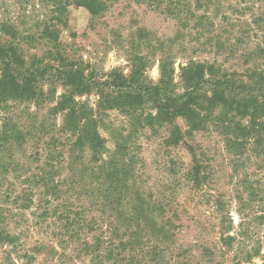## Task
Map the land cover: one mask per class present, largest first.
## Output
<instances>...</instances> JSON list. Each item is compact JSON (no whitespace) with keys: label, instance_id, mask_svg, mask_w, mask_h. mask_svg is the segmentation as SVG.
Here are the masks:
<instances>
[{"label":"rangeland","instance_id":"1","mask_svg":"<svg viewBox=\"0 0 264 264\" xmlns=\"http://www.w3.org/2000/svg\"><path fill=\"white\" fill-rule=\"evenodd\" d=\"M108 5L92 14L70 0H0V51L21 54L19 81L39 73L30 98L0 99V174L18 190L42 177L32 183L34 204L12 210L10 230L30 251L12 256L16 264H264V144L235 140L230 148L217 119L225 108L231 127L264 123L252 116L264 101V0ZM189 65L198 66L199 129L158 110L152 92L186 93ZM71 75L88 88L70 84ZM224 77L228 108L215 99ZM122 103L133 105L131 115ZM86 122L104 143L103 159L121 162L117 146L124 163L131 159L121 177L130 203L113 202L110 189L124 197L123 183L111 188L90 176L100 163L80 140ZM2 248L5 264L10 247Z\"/></svg>","mask_w":264,"mask_h":264},{"label":"trees","instance_id":"2","mask_svg":"<svg viewBox=\"0 0 264 264\" xmlns=\"http://www.w3.org/2000/svg\"><path fill=\"white\" fill-rule=\"evenodd\" d=\"M70 5H74L76 7H84L86 8L90 13H103L105 12L109 5L108 0H70ZM59 7L62 8L61 4ZM6 50L2 49L0 51V64L3 67L2 73L0 76V99L1 102H7L9 99H13V97H23V98H30L31 94L34 93V87L33 83L36 82L34 76L39 73H30L29 76H26L21 81L18 80L17 75L14 73V67L17 66V63H20L21 61V54H19V51L14 47H5ZM21 64V63H20ZM198 66L189 65L188 67H185L183 69V72L186 73L185 81L187 83V89L186 93H184L181 96H175L168 93L167 95H164L163 97H160L158 93L162 92L161 87H154L152 89V92L156 93V96H159V100H157L158 104V110L163 109L166 112H168L171 116H185L188 118L191 124L192 129H199L200 126L197 125V122L195 120L200 118V114L197 113L195 107V102L198 98L197 90L199 86V82L196 81L197 79H194L192 76L193 70L195 69V73H198ZM210 68H213L210 66ZM226 76V75H224ZM260 76V82L261 86H263L264 91V72L259 74ZM75 75H71L70 78L75 79ZM77 80L72 82L70 81V84H78V87L82 88V90L85 89V87L88 88V84H86L83 81V77H76ZM225 79L218 80L219 87L215 91L216 101L219 105L218 107H230L228 105V99H227V93L228 89L225 84L227 83L226 77ZM117 80V79H116ZM113 79V82L116 81ZM258 84H260L258 82ZM110 86V82L106 84V86ZM85 86V87H84ZM34 96V95H33ZM129 97V96H128ZM255 104V103H254ZM262 104V105H261ZM259 105L254 106L252 111V116L259 115L264 117V101ZM120 108L124 109L127 114L131 115L133 110L135 108L130 103H122L120 105ZM160 112V111H159ZM209 117V116H208ZM228 117V113L225 110V108H222L221 112L218 114V130L221 131L223 135H225L226 138L228 136L230 138L227 139L228 146H233V142H236L235 140L241 142L242 144L251 139L259 140V143L264 144V123L260 128H255V126L252 124L250 127H246L243 129L231 127L234 126L232 124L227 123L226 118ZM75 113L72 111L70 112V124L75 122ZM206 116H202V121H205ZM201 121V122H202ZM13 135L6 134L5 142H10L13 137ZM79 137L80 140L87 141V146L91 151V162L92 163H100V166L97 167L92 173L91 177H94L96 179V182L105 181L106 185L108 187H116L119 186V183H123V189H124V197L121 192L115 193L116 189H110L111 196L113 195V202L114 203H120L124 199L130 203V201L134 198L131 196L132 192L129 190V187L127 186V180L126 178H121L122 176H127V173H130V169L127 168L131 164L130 161H127V163H124V160L126 158V150L121 149L120 146L116 147V155L121 158V162L118 161H106L103 159V152L105 151V146L100 138V136L92 130V127L90 126L89 122H86V125L83 128H80L79 131ZM78 137V138H79ZM84 144V143H81ZM76 146V143L71 144L70 148L73 150ZM125 167L129 169L125 173L124 171L120 174V167ZM5 168L4 165L1 164L0 161V169ZM36 176L28 178V184H24L23 182H20L23 186L26 185V187H23L22 189L18 190L17 187H15L11 182L10 178L1 175L0 174V249H3V246L10 247L9 250L4 251L7 260L5 264H16L14 257L16 256V259H23V258H30L29 253L30 251H27L23 248V245L19 242V237L17 235L12 234L10 230L11 222L13 220V212L12 210H26L27 208H30L31 205L34 204V193L33 190L36 189L34 185L37 183L39 184L42 181V177L38 178V181L36 182ZM98 179V180H97ZM45 181H48V179H45ZM36 182V183H34ZM34 183V185H32ZM45 186L47 188H50L47 183H45ZM100 194H102L100 192ZM111 196H108V198H111ZM41 201V200H40ZM15 217V216H14ZM100 245V240L94 243V245L89 244V242H83L82 245V251H93V248H98ZM123 249L124 244H122ZM115 251H118V248H113L112 250L108 251L109 256L113 255L116 256L118 253Z\"/></svg>","mask_w":264,"mask_h":264}]
</instances>
